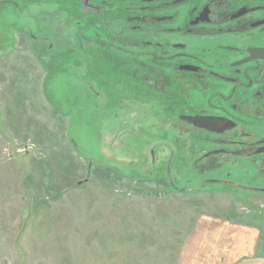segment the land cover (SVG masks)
I'll return each mask as SVG.
<instances>
[{
  "label": "rangeland",
  "instance_id": "rangeland-1",
  "mask_svg": "<svg viewBox=\"0 0 264 264\" xmlns=\"http://www.w3.org/2000/svg\"><path fill=\"white\" fill-rule=\"evenodd\" d=\"M30 3L0 0V264H258L228 259L211 234L225 219L264 229V191L249 190L264 187V166L205 160L194 165L202 176L178 180L179 150L161 118L134 101L118 128L95 60L87 80L101 98L28 47ZM78 24L90 40L92 27ZM254 126L264 133V122ZM181 130L187 149L195 141Z\"/></svg>",
  "mask_w": 264,
  "mask_h": 264
},
{
  "label": "flooded vegetation",
  "instance_id": "flooded-vegetation-1",
  "mask_svg": "<svg viewBox=\"0 0 264 264\" xmlns=\"http://www.w3.org/2000/svg\"><path fill=\"white\" fill-rule=\"evenodd\" d=\"M35 1L27 0L36 29L21 26L29 32L23 38L28 47L43 49L51 69L65 70L79 91L91 86L101 98L92 88L95 81L87 80L95 60L93 75L111 87L109 104L118 128L130 124L121 119L134 101L161 118L156 123L171 133L169 143L179 150L178 180L185 174L202 176L194 165L205 160L247 159L264 166V133L254 126L264 122V60L236 64L250 56V48L264 47V0ZM238 11L245 13L234 17ZM76 23L92 27V40ZM197 41H209L214 49L202 51ZM181 128L195 141L187 149L177 138Z\"/></svg>",
  "mask_w": 264,
  "mask_h": 264
},
{
  "label": "crops",
  "instance_id": "crops-1",
  "mask_svg": "<svg viewBox=\"0 0 264 264\" xmlns=\"http://www.w3.org/2000/svg\"><path fill=\"white\" fill-rule=\"evenodd\" d=\"M209 223L216 221L214 218L209 219ZM212 232L215 240L223 237L226 245H224L223 253L228 259L233 261H241L250 256L255 257L258 264H264V229L257 224L242 223L225 219L222 225ZM201 236L197 240H200ZM204 239L208 236L203 237ZM200 245L203 244V241ZM198 243V244H199Z\"/></svg>",
  "mask_w": 264,
  "mask_h": 264
},
{
  "label": "water",
  "instance_id": "water-1",
  "mask_svg": "<svg viewBox=\"0 0 264 264\" xmlns=\"http://www.w3.org/2000/svg\"><path fill=\"white\" fill-rule=\"evenodd\" d=\"M159 8H161V7H159ZM244 13L245 12H243V11H238L234 15V17H239V16L243 15ZM248 51L250 53V56L248 58L236 63V64L239 65V64L247 63V62L252 61L254 59L255 60H258V59L264 60V47H253V48H250ZM233 123H234V125H236V122H233ZM81 182L82 181H80L79 183H81ZM260 190L264 191V189H260Z\"/></svg>",
  "mask_w": 264,
  "mask_h": 264
}]
</instances>
